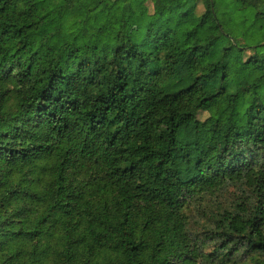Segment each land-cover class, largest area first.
<instances>
[{"label":"trees","instance_id":"1","mask_svg":"<svg viewBox=\"0 0 264 264\" xmlns=\"http://www.w3.org/2000/svg\"><path fill=\"white\" fill-rule=\"evenodd\" d=\"M223 1L264 29V0H0V264H264V42Z\"/></svg>","mask_w":264,"mask_h":264},{"label":"rangeland","instance_id":"2","mask_svg":"<svg viewBox=\"0 0 264 264\" xmlns=\"http://www.w3.org/2000/svg\"><path fill=\"white\" fill-rule=\"evenodd\" d=\"M149 11L142 3H137L136 5V21L139 26H136L129 32L134 40H140L146 35V26L149 24V21L152 20V17L148 13H152V3L148 2ZM202 8V5H200ZM216 10L220 19L225 22L228 30L231 33H242L245 35L247 41L251 44L258 42H264V29L257 30L252 28L251 22L254 16V10H251L249 13H242L235 9V5L232 2L223 1L216 4ZM217 116L221 119L227 118L228 113L223 108H218L216 110ZM207 114H202L201 118H204ZM246 192L238 186H228L227 188L221 189L220 191L214 192L213 194H204L202 196H197L196 199L191 203L188 208V214L191 218V226L193 231L198 234L203 233V225L208 223L209 219L212 218V213L218 209L219 206L230 207L236 202L242 200L243 196L253 195V192L245 187ZM205 251L210 253L214 251L213 245L210 247L207 246ZM258 259H264V256H256ZM240 264H254L255 258L244 259L238 258Z\"/></svg>","mask_w":264,"mask_h":264}]
</instances>
